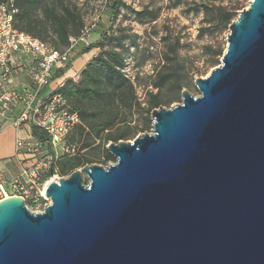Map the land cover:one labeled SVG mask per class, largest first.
Listing matches in <instances>:
<instances>
[{"label":"water","instance_id":"1","mask_svg":"<svg viewBox=\"0 0 264 264\" xmlns=\"http://www.w3.org/2000/svg\"><path fill=\"white\" fill-rule=\"evenodd\" d=\"M199 95L109 143L115 163L0 201V264H264V0L229 25Z\"/></svg>","mask_w":264,"mask_h":264},{"label":"rangeland","instance_id":"2","mask_svg":"<svg viewBox=\"0 0 264 264\" xmlns=\"http://www.w3.org/2000/svg\"><path fill=\"white\" fill-rule=\"evenodd\" d=\"M72 1L76 3L82 14L86 28L91 25L95 26L90 32V41L97 47L89 52L90 60L104 51L120 52L125 61L123 72L135 86L140 108L146 106L149 100L148 92H157V89L152 88V83L160 74L167 75L161 86L163 93H170L172 89L180 88L179 95L173 98L168 106H163L170 108L181 102L183 90L195 96L199 95L194 84L195 79L206 77L221 63L222 56H215V52L221 49L223 54L225 51L229 27L221 30L211 17L205 16L203 7L212 3L211 0H179L178 3L176 0H120L121 3L116 13H113L110 7L112 2L110 0ZM220 1L227 9L238 8L235 11L236 15L232 18L233 22L239 13L248 7L251 0ZM218 3L219 1L215 2V4ZM192 7H196L198 11H190ZM84 48L83 43L76 42L73 46L72 58ZM72 58L70 63L63 68L71 66ZM213 60L218 61L215 63ZM15 73L11 75L10 79H13L11 85L19 84ZM21 73H23L22 76L27 75L24 71ZM21 73H18V76ZM55 74L53 69L52 75ZM78 77L79 75L74 80H78ZM52 80L49 83L50 87H52ZM176 82H178V87ZM56 89L50 91L53 92ZM140 113L141 109L134 112L132 115L134 122H141ZM6 126L7 123L0 125L3 146H6L8 140L10 141L7 134L11 129ZM150 126L151 128L144 133L151 131L152 120ZM107 145L105 147L99 145L88 150L87 154L91 163L82 164L72 171H60L58 161L52 178L58 181L59 178L67 177L85 165L107 167L115 163L113 156L114 160L109 161L101 158L103 150L107 151ZM84 152L86 151L68 148L63 156L66 159L76 158L85 154ZM46 176L47 179L51 178V173L48 172ZM31 196L25 200V203L28 201L26 205L32 213L42 211L50 202L45 196L35 199ZM31 199L33 200L30 202Z\"/></svg>","mask_w":264,"mask_h":264},{"label":"trees","instance_id":"3","mask_svg":"<svg viewBox=\"0 0 264 264\" xmlns=\"http://www.w3.org/2000/svg\"><path fill=\"white\" fill-rule=\"evenodd\" d=\"M110 1V7L116 13L121 2ZM216 1L219 3L215 4ZM210 2L203 7L205 16L211 17L221 30L228 29L238 8L227 9L220 0ZM8 3L16 10L13 27L17 31L38 39L58 52L66 51L71 39H78L86 28L82 14L72 0H0V4ZM190 11L196 12L198 9L192 7ZM84 47L82 53H89L97 46L91 43ZM215 56H222V50H217ZM217 61L213 60L215 63ZM124 66V57L120 52H101L88 61L79 73L78 80L67 79L54 91L64 98L70 112L79 118V123L66 136V146L86 152L76 158L59 156L51 164V171L56 170L58 161L60 171H72L82 164L91 163L87 151L93 147H105L108 142L117 143L148 131L151 128V112L168 106L179 95L180 88L172 89L170 93L161 91L167 75L160 74L152 83V88L157 89V92H148L149 100L146 106L140 108L135 86L123 72ZM64 69L56 72L57 78L63 75ZM176 85L178 87V82ZM138 109H141L140 123L134 122L132 118ZM31 135L38 141H46L44 132L35 126L31 127ZM101 158L104 161L114 160L105 149ZM54 162L56 165H53Z\"/></svg>","mask_w":264,"mask_h":264},{"label":"built area","instance_id":"4","mask_svg":"<svg viewBox=\"0 0 264 264\" xmlns=\"http://www.w3.org/2000/svg\"><path fill=\"white\" fill-rule=\"evenodd\" d=\"M15 13L11 3L0 4V120H11L16 129L35 126L44 132L46 141H38L33 136L27 140L16 139L18 153L25 151L34 155L45 142L54 149L62 146L71 129L79 123L77 114L70 112L64 98L54 91L46 93V88L50 86L53 69L70 63L76 42L86 46L91 44L90 32L95 26L85 28L78 39H71L66 51L58 52L38 39L17 31L13 27ZM21 59L27 61L24 64L31 86L18 92L16 86H11L10 78L16 69H23ZM16 106L18 113L13 116ZM58 157L55 153L40 159L33 167L22 165L18 174L9 180L0 172V201L8 197H21L24 200L30 195L33 198L44 197L45 186L55 181L51 164ZM48 172L51 178L44 179V174Z\"/></svg>","mask_w":264,"mask_h":264},{"label":"crops","instance_id":"5","mask_svg":"<svg viewBox=\"0 0 264 264\" xmlns=\"http://www.w3.org/2000/svg\"><path fill=\"white\" fill-rule=\"evenodd\" d=\"M89 60H90L89 53H82V51H80L77 53V55H75L72 58V63H71V66L69 68L64 69L62 66L61 67L56 66L54 68L55 73L59 69H64V73L61 77H59V79L56 77V75H52V77L50 79V81L53 79L51 82L52 87L49 86L48 88H46L47 91L44 90L43 92L46 91V93H48V92H50L51 89H54V88L58 89L60 86H62V84L67 79H73V80L76 79L75 77H77L79 75V73L85 67V65L88 63ZM24 63H27V61L24 62V60L21 59L20 64L23 65V69L22 70L16 69L14 71V72H16L15 76H17V80H18L17 82L19 84L13 85V86L14 87L16 86V90L18 92H21L24 88L31 86V79H30V76L27 77V75H29V73L26 71V69H25L26 65ZM22 71L26 72L27 75L22 76V74H23V73H21ZM18 73H21V75L18 76L19 75ZM24 77H26V78H24ZM10 82L12 84L13 79H10ZM18 109L19 108H17V106L14 107L13 114H12L13 116L17 115ZM15 112H16V114L14 115ZM3 123H7L6 127L11 129L8 131V134H7L8 139H10L11 142L8 140V143L6 144V146H3V143H2L3 140H2L1 134H0V172L3 173L4 176L8 180L12 179L14 176H16L18 174V172L20 171V167L22 165L25 167H33L40 159L52 156L55 153H57L59 156H62V155H64L65 151L68 149V147L66 146V141L63 142L62 146L55 148V149L50 147L48 142H45L42 149L34 155L27 154L25 151L18 153L15 149V139L22 138V139L27 140L28 138H30V136L32 137L31 128L23 127L21 130L16 129L11 120H9V121L0 120V125L3 126ZM55 163L56 162H54L53 165H56ZM45 176H46V174H44V177Z\"/></svg>","mask_w":264,"mask_h":264},{"label":"bare ground","instance_id":"6","mask_svg":"<svg viewBox=\"0 0 264 264\" xmlns=\"http://www.w3.org/2000/svg\"><path fill=\"white\" fill-rule=\"evenodd\" d=\"M10 197L6 198V199H9ZM5 200V199H4Z\"/></svg>","mask_w":264,"mask_h":264}]
</instances>
